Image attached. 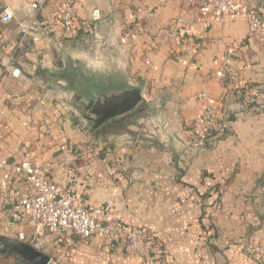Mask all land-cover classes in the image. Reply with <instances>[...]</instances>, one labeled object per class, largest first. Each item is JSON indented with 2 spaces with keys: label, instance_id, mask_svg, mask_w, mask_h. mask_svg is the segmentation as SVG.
<instances>
[{
  "label": "crops",
  "instance_id": "obj_1",
  "mask_svg": "<svg viewBox=\"0 0 264 264\" xmlns=\"http://www.w3.org/2000/svg\"><path fill=\"white\" fill-rule=\"evenodd\" d=\"M31 1L0 0V235L35 246L52 264H146L127 254L124 237L109 245L27 218L20 198L31 186L13 166L28 159L98 220L157 235L156 264H264V107L239 109L241 93L264 92V29L251 33L244 14L203 23L189 0H78L76 32L67 35L61 3L49 0L39 12L49 35L21 41L18 22ZM243 2L264 20V0ZM6 7L10 22L1 21ZM95 8L102 18L91 29ZM178 18L175 37L165 38ZM65 47L89 49L142 85L139 113L88 133L64 92ZM210 99L224 128L196 141L193 123ZM0 264L29 263L0 252Z\"/></svg>",
  "mask_w": 264,
  "mask_h": 264
},
{
  "label": "built area",
  "instance_id": "obj_2",
  "mask_svg": "<svg viewBox=\"0 0 264 264\" xmlns=\"http://www.w3.org/2000/svg\"><path fill=\"white\" fill-rule=\"evenodd\" d=\"M49 0H33L28 3L30 14L27 19L18 22L21 41L28 37L38 40L48 36L50 29L39 18V12ZM78 0H59L62 5L60 23L67 35L76 32L77 19L76 3ZM192 8L199 14L203 23L220 19L224 14H244L248 20L251 33H260L264 29V20L260 13L248 6L243 0H189ZM102 18V12L95 8L91 15L90 28ZM15 19L14 10L6 7L1 21L10 22ZM182 21L178 18L170 21L163 29L165 38H173L177 33V25ZM224 75L231 81H237V73L230 67H224ZM14 76L20 74L19 69L12 71ZM217 102L210 99L205 111L193 125V137L196 141L206 140L221 131L224 126L217 117ZM264 107V92L256 90L252 93H241L239 102L240 111H250ZM0 168H5V163L0 161ZM17 174H24L30 189L25 192L20 202L27 218L37 221L41 228L50 233L72 231L80 238L98 236L109 245L125 238V248L129 256L141 257L146 264H156L155 256L163 251V243L157 235L151 234L139 226H126L123 220L109 218L100 221L86 206L85 201L75 193L62 188L57 183L48 180V172L45 168L24 159L13 166Z\"/></svg>",
  "mask_w": 264,
  "mask_h": 264
},
{
  "label": "water",
  "instance_id": "obj_3",
  "mask_svg": "<svg viewBox=\"0 0 264 264\" xmlns=\"http://www.w3.org/2000/svg\"><path fill=\"white\" fill-rule=\"evenodd\" d=\"M143 87L115 77L83 78L71 97L88 133L113 117L133 111L142 101ZM0 252L13 254L29 264H52L51 258L22 240L0 235Z\"/></svg>",
  "mask_w": 264,
  "mask_h": 264
},
{
  "label": "rangeland",
  "instance_id": "obj_4",
  "mask_svg": "<svg viewBox=\"0 0 264 264\" xmlns=\"http://www.w3.org/2000/svg\"><path fill=\"white\" fill-rule=\"evenodd\" d=\"M67 48L64 57H63V66H64V78L66 79L64 82L67 84L64 87V92L66 94V97L71 99L73 88L77 87V83H80V81L83 80V78L93 76V77H100L102 79L107 77H115L119 79H126V77L123 76L124 72L117 70L116 72L114 70H111L109 68H106L104 65L97 63L98 60L93 55L94 53H91L89 49H85L88 52L86 53H70V48ZM101 57V56H100ZM91 58L93 61H91ZM70 86V89H68ZM68 87V88H67ZM76 107V105H75ZM77 109V107H76ZM79 111V110H78ZM139 111V108L136 110ZM135 110L129 113H137ZM80 113V112H79ZM139 113V112H138Z\"/></svg>",
  "mask_w": 264,
  "mask_h": 264
}]
</instances>
